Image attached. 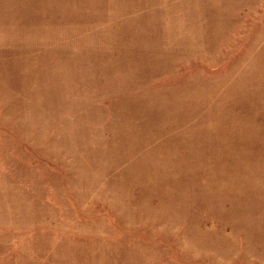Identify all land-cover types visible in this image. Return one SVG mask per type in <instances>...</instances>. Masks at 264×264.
Wrapping results in <instances>:
<instances>
[{"label":"rangeland","instance_id":"rangeland-1","mask_svg":"<svg viewBox=\"0 0 264 264\" xmlns=\"http://www.w3.org/2000/svg\"><path fill=\"white\" fill-rule=\"evenodd\" d=\"M0 264H264V0H0Z\"/></svg>","mask_w":264,"mask_h":264}]
</instances>
